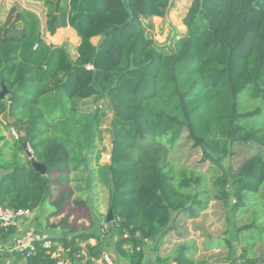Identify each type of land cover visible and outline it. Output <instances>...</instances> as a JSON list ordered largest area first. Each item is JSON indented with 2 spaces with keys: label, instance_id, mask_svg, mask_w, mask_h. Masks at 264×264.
Masks as SVG:
<instances>
[{
  "label": "trees",
  "instance_id": "trees-1",
  "mask_svg": "<svg viewBox=\"0 0 264 264\" xmlns=\"http://www.w3.org/2000/svg\"><path fill=\"white\" fill-rule=\"evenodd\" d=\"M39 3L43 25L16 6L0 22V91L1 85L7 90L0 100V207L33 213L48 200L53 175L63 185L71 172L91 167L107 193L117 260L144 264L151 242L156 264H208L196 259L191 241L178 243L170 257L159 255L160 245L181 215L194 219L210 200H231L234 241L221 240L226 262L236 246L237 264H264L256 249L264 242V0H191L182 19L186 33L172 53L158 50L144 25L164 18L172 0ZM65 28L79 40L73 59L43 37ZM88 99L94 109L81 112L78 102ZM103 101L106 109L98 104ZM108 114L109 160L100 164ZM3 117L23 135L7 139L11 125ZM183 133L201 162L218 168L208 190L201 173L169 165L170 148ZM239 144L258 151L225 170L220 159ZM29 154L45 166L44 175ZM71 198L63 187L56 212ZM65 221L59 234L31 240L33 251L4 258L12 257L9 264H95L103 254L100 238L67 229ZM15 231L0 228V240Z\"/></svg>",
  "mask_w": 264,
  "mask_h": 264
},
{
  "label": "rangeland",
  "instance_id": "rangeland-1",
  "mask_svg": "<svg viewBox=\"0 0 264 264\" xmlns=\"http://www.w3.org/2000/svg\"><path fill=\"white\" fill-rule=\"evenodd\" d=\"M191 0H172V4L164 18H153L144 21L145 31L147 36L152 39L154 45L158 50L172 53L175 49L177 41L183 37L186 33L185 27L182 25V19L190 6ZM17 4L21 10H28L34 12L38 17L41 24L44 23L43 9L39 0H0V22H4L9 10L12 6ZM25 8V9H24ZM44 40L54 46L62 47L67 51L70 58L75 57V48L78 43L74 32L70 29H63L56 32L55 35L49 36L43 34ZM94 45H98L100 38L92 40ZM104 109L105 103H98ZM78 108L81 112H88L94 109L95 104L93 99H88L78 102ZM4 124H10V130L4 132L7 139H12L13 133L17 137L23 135V129L13 124L11 120L2 118ZM110 123V115L102 124V130L104 131V137L102 146L105 147V152L101 154L99 159L100 164L106 163L105 156L110 148V136L108 133ZM258 150L250 145H235L232 149V156L220 159L221 165L226 170L230 166L233 170H236L243 161L254 155ZM169 165L175 171H190L195 174L201 173L204 176L203 184L206 190L211 188L213 179L218 173H214V170L218 168L210 163L201 162L200 151L193 149L188 142L186 133H183L179 140L170 148L169 151ZM93 173V168H83L79 171H73L67 175L68 180L65 184H60L57 180V176L51 177V194L48 200L42 205V207L33 211L31 216L27 219L23 229H16L15 236L18 239L23 240L25 233L35 231L37 236L39 233L50 237L60 233V222L65 221V227L67 229H73L77 232H88L93 235H99L100 248L103 251L101 259L95 262V264H103L105 256L111 257L115 260L116 264H126L121 260L115 258L113 252V244L115 241V235L108 233L107 227V193L106 190L100 185ZM220 173V171H219ZM89 178V181L86 180ZM66 188L72 192V198L62 206L57 212L53 207V203L57 199L58 192L62 188ZM79 202L82 205H76ZM232 201L229 200L227 205H222L220 202L210 200L206 207L198 213V216L194 219L187 218L185 214L181 215L176 224V231L171 232L164 240L162 250L159 251L161 257H170L176 245L184 241H191L194 243L197 252L196 259H207L208 264L215 262L217 253L203 251V245L216 242L222 239H230L234 241V229L233 219L230 215V206ZM243 223L249 222L247 215L243 217ZM242 223H239L241 225ZM104 230L105 235L101 234L100 230ZM90 243V242H89ZM91 246H94L95 241L91 242ZM25 243H19L14 247H21ZM146 260L144 264H156L153 255L151 253L152 243L147 242ZM9 249V248H8ZM257 256H264V242L257 244ZM238 247H236V251ZM238 252V251H237ZM225 251L220 252V256L224 255ZM4 253H2L3 255ZM264 259V257H263ZM0 264H4L1 262ZM168 264V263H167ZM222 264V263H221ZM228 264V263H227Z\"/></svg>",
  "mask_w": 264,
  "mask_h": 264
},
{
  "label": "crops",
  "instance_id": "crops-1",
  "mask_svg": "<svg viewBox=\"0 0 264 264\" xmlns=\"http://www.w3.org/2000/svg\"><path fill=\"white\" fill-rule=\"evenodd\" d=\"M4 1H6V0H4ZM26 11H28V10H26ZM65 29H69V28H65ZM60 30H63V29H60ZM78 43H79V40H78ZM78 43H77V45H78ZM24 226H25V223H19L14 227H15V229L19 230V229H23ZM29 230L25 233L23 240H20V239H18V237L15 236V234H17L16 232L13 235L7 237L5 240H0V263L3 262L4 264H9L12 261V257H11V259H6V258H4L5 255H11V253L13 251L25 248L27 243H30V241L33 239H43V238L47 237V236L43 235V233H39V236H37L38 235L37 232L36 233H35V231L29 232ZM95 236L98 237L99 235L95 234ZM92 241H94V240H90L89 244H92L91 243ZM211 242L212 241L210 240V242L208 241V244L203 245V251L205 253L208 251H211V250L213 252H216V253L217 252L220 253V252L225 251L224 255H222V256H220L221 254H219V253L215 254L216 255L215 262H213L212 264H221V263L227 264V262L225 260L227 257V251H228L227 247L223 246L222 242L220 240H218L216 242L213 241V243H211ZM19 243H25V244L21 245V247H19V248L14 247V245L19 244ZM162 245H163V243L160 245V250H162ZM232 247L234 248L235 253L232 254V256H231L232 262H230V263L228 262V264H237V261L234 259H235V257L238 256V252H237L238 250L236 251V246H232ZM2 253H4V254L2 255ZM204 260H206L207 263H209V261L207 259H204Z\"/></svg>",
  "mask_w": 264,
  "mask_h": 264
},
{
  "label": "built area",
  "instance_id": "built-area-1",
  "mask_svg": "<svg viewBox=\"0 0 264 264\" xmlns=\"http://www.w3.org/2000/svg\"><path fill=\"white\" fill-rule=\"evenodd\" d=\"M12 134L14 138H17V135L15 133L12 132ZM28 152L30 153V149H28ZM105 158H106V161H108L109 155H106ZM31 214L32 212L28 210H23V209L13 210L9 208L0 207V228H8L11 226H16L19 223H24L31 216ZM100 232L101 234H104V230L101 229ZM43 247L45 249H49L50 243L45 242L43 244ZM25 248H30V250L33 251V247H31L29 243H27ZM20 250L22 249H19L16 251H20ZM58 264H62V263H58ZM103 264H116V263L111 257L105 256L103 260Z\"/></svg>",
  "mask_w": 264,
  "mask_h": 264
},
{
  "label": "water",
  "instance_id": "water-1",
  "mask_svg": "<svg viewBox=\"0 0 264 264\" xmlns=\"http://www.w3.org/2000/svg\"><path fill=\"white\" fill-rule=\"evenodd\" d=\"M15 6L18 8L19 11L21 10V8L17 4H15ZM1 86H2V88H1V91H0V100L3 99L5 97V95L7 94L6 88L3 85H1ZM107 103L109 104V102H107ZM24 147L26 148V145H24ZM29 158H30V161H31V164H32L34 170L37 173H39L41 175H44L45 174V171H46L45 166H43L42 164L37 163L32 158L31 154H29ZM190 204H191V201L187 203V205L185 206V208H188L190 206ZM111 220H112V213H111V211H109L108 214H107V223L111 222Z\"/></svg>",
  "mask_w": 264,
  "mask_h": 264
}]
</instances>
